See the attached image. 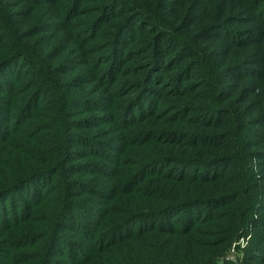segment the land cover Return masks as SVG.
Instances as JSON below:
<instances>
[{
  "label": "trees",
  "instance_id": "obj_1",
  "mask_svg": "<svg viewBox=\"0 0 264 264\" xmlns=\"http://www.w3.org/2000/svg\"><path fill=\"white\" fill-rule=\"evenodd\" d=\"M243 10L251 12L253 20L264 21V0H236L228 6L219 0H0V92L7 93L0 94V145L8 140L6 129L19 115L27 118L31 112L33 119L38 118L41 112L32 108L41 96L51 94L56 101L45 121H32L38 125L35 131L43 123L53 128V161L44 159L43 165L26 164L18 170L14 163L5 167L15 170L16 176L2 174L0 215L6 223L0 228V241L14 248L34 234L35 242L44 240L43 246L31 243L41 249L35 252L36 263L29 257L19 262L63 264L55 247L64 242L68 264H77V259H84L82 264H107L103 259L114 250L108 251V240L115 245L122 241L126 259L130 249L143 252L139 245L147 240L148 253L131 257L130 262L121 255L108 260L236 264L221 254L252 227L240 264H264V131L259 129L264 128V65L255 62L264 53V26L235 27L244 17L235 14ZM88 15L80 19L78 29L76 23L70 24L74 17ZM62 30L78 50L79 61L64 54L67 45L56 41ZM103 34L108 38L98 39L99 51L105 53L94 55L93 42ZM241 46L252 47L242 60L225 57L226 50ZM216 51L223 53L221 57L216 58ZM134 58L142 63L125 68ZM79 66V76L90 79L74 80L77 91L68 93L57 68ZM132 71L135 80L125 79ZM246 76L258 78L248 91L260 92L253 95L257 110L253 113L244 112L238 99L240 93L246 94L241 84ZM91 93L97 97L90 102ZM69 106L80 111L74 113ZM86 110L92 113L73 121L66 118ZM103 112L101 123L112 139L104 141L108 149L97 148L87 156L73 149L75 140L85 137H75L76 129L70 126L85 128L88 135L92 120ZM13 154L12 159L24 164ZM86 163L95 168L90 177L71 176L86 172ZM57 177L58 210L57 203L47 206L52 202L44 203L42 197ZM198 182L201 187L196 191L193 185ZM161 186L163 196L156 192ZM146 187L149 191L143 193ZM79 188L88 198L75 199L79 192L68 195ZM19 206L27 222L33 216L50 217L45 230H32L40 228L34 225L12 241L9 222ZM89 212H96L95 220L88 219ZM66 225H79L75 240L69 241ZM206 225L211 235L219 234L221 253L196 249V236ZM178 237L180 243L175 242Z\"/></svg>",
  "mask_w": 264,
  "mask_h": 264
},
{
  "label": "rangeland",
  "instance_id": "obj_2",
  "mask_svg": "<svg viewBox=\"0 0 264 264\" xmlns=\"http://www.w3.org/2000/svg\"><path fill=\"white\" fill-rule=\"evenodd\" d=\"M221 3H223L225 6H228L231 2L236 1V0H219ZM189 2V0H188ZM92 4V2H91ZM25 5V4H23ZM26 6V5H25ZM209 14V13H208ZM207 14H205L203 16V18H205ZM237 17H243V18H238V21L236 23H234L235 27H245L254 23L260 24L261 26H264V21H259L258 19L253 20V18H250L249 15H251V12H245L244 10L242 12H237L235 14ZM90 17V15H88L87 17L84 18V16H76L72 19V22L70 24H74L75 28L78 29V24L80 19H86ZM202 18V20H203ZM252 19V20H250ZM261 22H263L261 24ZM256 24V25H257ZM65 30H62L61 32L58 33L57 37L55 38L56 41L61 40L62 42H64L67 45V48L64 52V54H68L71 53V57H73L76 61H79V52L78 50L74 49L76 47L72 46L66 36L64 35ZM101 38H108L107 35H101L99 37H97L93 43L95 44V47L91 48L92 50H96L97 52H95L94 55L98 54V53H105V52H100L99 49L101 48L100 42ZM54 39V40H55ZM99 44V45H98ZM88 46H91V44H89ZM254 46V44L252 45ZM128 48H131L132 45L128 44L127 45ZM126 47V48H127ZM249 47V46H248ZM245 46H241L240 48L236 49L233 48L232 50H226L225 51V57L228 58L230 56L231 60H235V61H239L238 59L242 58L243 56H245V54L249 53L250 50L252 49V47L248 48ZM68 49V50H67ZM51 50L53 52L54 48L48 49ZM110 52V49L107 51ZM233 52V53H232ZM240 53H242L243 55H239ZM53 54L55 55V52H53ZM223 53L222 52H215V56L216 58L221 57ZM242 60V59H240ZM53 61V60H52ZM255 62L260 63L262 65H264V53L261 54V58L259 60H255ZM46 63V62H45ZM142 63V60H140L139 58H134L132 59L130 62L125 64V68L129 67L132 68L134 66L137 67V65H140ZM72 65V64H71ZM133 70V69H131ZM82 71V66L79 67H69L68 69H64V68H57V77L61 78L63 80V87L65 89V91H67L68 93H74L76 92L77 88H75V86L73 87L72 82L76 79H82L84 81H88L89 79L87 78V76L82 75L81 77L79 76V72ZM77 75V77H76ZM134 72L132 71L129 76H125V79H128L129 81H134L135 79H133L134 77ZM75 77V78H74ZM195 79V78H192ZM251 79V80H250ZM258 78L255 76H246L243 80H242V85H244V91H245V96L242 97L243 92L240 93V95L238 96V99L241 101L242 106H243V111H252L253 112H257L256 110V100L253 97V95H256L258 97V95L260 94V92H258V90H256V92L254 94H250L248 91H250L252 89L251 87V82H255ZM197 81V80H196ZM119 83V81L117 83H114L113 88H116L117 84ZM117 89V88H116ZM14 93V92H13ZM0 94L5 95L7 93L5 92H0ZM50 96H41V98L39 99V103L37 104L36 102V107L32 108L35 109V111L42 110L38 112H41V114L38 116V118H34L32 117L33 113H29L28 117L25 118L22 115H19L18 119L14 122L8 125L6 131L8 132V140L6 142H4L3 144L0 145V183L4 182V177L2 176L3 173H7V176H11L13 175L16 176L17 174L15 173V170H9L7 169V167L5 166H14V163L17 164L16 170L21 169V168H25L27 167L26 164H33L36 163L38 165H43L45 163H43V160L45 159L46 161H53V156L51 155V150H54L53 147L55 148V143H54V137L52 136L53 133V128L48 127L47 125L49 124H45L43 123V125H41L40 127H42V129H39L38 131L36 130V125H34V123L32 121H40L41 123L43 121H45V118L47 117V115H49L52 111V109L54 108V104L56 103V101H54L52 99V95L49 94ZM131 94H129L128 96H130ZM14 96L16 99H19L20 96H18L17 94L14 93ZM49 97H51V101L48 100ZM95 97H97L96 95H93L92 93L90 94V96H88V99H90V102L93 101L92 99H94ZM99 100V103L106 105L107 102H103V100ZM73 100L71 99L70 103ZM84 100L85 103V107H89V103ZM143 104V103H141ZM110 105V104H109ZM67 109L76 111L74 113H77V111L80 109L78 106H69ZM87 109V108H85ZM256 110V111H255ZM80 111V110H79ZM92 112H88L86 110V112H81L80 114H73L71 116H67L66 118L68 119H72L73 120H78V118L81 117H85L86 115H90ZM105 113L103 112L102 116H97L95 119L92 120L93 122V128L92 129H88L87 134L86 135L84 133L85 128L82 127H78L76 128L75 126H70V128L72 129H76V133H75V137L79 138V136L76 135H84L85 138H80L82 140H75V143H73L72 148L73 149H78L80 150L82 153H84L83 155H88V153H92L94 151L98 149H105L107 150V146H105V140L107 141H112V139L108 138L107 136V129L104 130V124L101 123V121L103 120L102 117H104ZM245 117L247 116L246 114H244ZM75 122V121H74ZM20 124V126H19ZM67 127H69V125H67ZM69 128H67L68 130ZM260 131H264L263 127H259ZM114 133V140H115V136H116V132ZM56 152L59 153V148L56 147ZM13 153H15L16 155H18L19 157H22L24 160V164L22 162H19L17 158L12 159V155H14ZM94 156L99 155V154H92ZM85 157V156H83ZM87 159V157H85ZM70 162H74V161H70ZM43 163V164H42ZM165 166L164 164H161L160 167ZM84 171L86 172H72L71 176L77 175V176H84L86 178L90 177L92 175V171H95L94 166L92 165V163H86L84 165ZM166 167V166H165ZM219 169V168H216ZM201 173H204V170H201ZM64 176H67L70 179V176L63 172ZM12 177V178H13ZM100 177V176H99ZM100 179L102 181H104V177H100ZM108 183V182H106ZM51 186L49 187V190H47L44 195L43 192V201L44 203L51 201L52 203H47V206L53 205L54 203H57V210L59 209V201H60V197L55 196V193L58 192V186L60 185V178L57 177L56 179L52 180V183L50 184ZM193 186H195L194 190L198 191V189L201 187V184L195 183ZM149 191L148 187H146L145 191L143 193H147ZM219 191V190H218ZM77 195H79L77 198L78 200H82V199H86L88 198V195H86L85 193H83L82 189L79 188L77 191L76 189H73V191H71V193H69L68 195H72L75 193H78ZM156 192H158V194H160L161 196H163V187H158V189L156 190ZM217 192V191H216ZM141 198H143V196L141 195ZM58 199V200H57ZM10 199L7 198L6 200V204H9ZM29 203V200H28ZM43 203V204H44ZM163 202L160 201V205ZM31 204V202H30ZM21 207L19 206L18 209L14 210L13 212H15V216L14 219L11 220L9 222V230L11 232V235L8 236V239H13L12 241H14L15 239H20V236L25 235L26 232L25 230L34 227V225L40 226V228H36V229H32V230H45L46 226L45 223L46 221L49 219V217L44 216L43 218H40L38 216H33V218L35 217V222H31V220L33 218H31V220L29 222L26 221L25 217L21 216ZM90 213V214H89ZM86 213V215L88 216V219H92L95 220L96 216L95 213ZM12 215V213L7 214V217H10ZM4 216L3 214L0 215V228L3 227V225H5V221H3L1 219V217ZM77 218V216H76ZM203 231L202 234H198L196 236L197 238V250L199 251H205V252H219L221 253V248H223L224 244L223 242H220V236L219 234H212V230L211 227L206 225L203 226ZM64 228H66L64 230L65 234L67 235L69 241L70 240H75L76 239V233L80 231V227L79 225H66ZM253 228L250 227L248 232L246 234H244L243 236L240 235V237L234 241L231 246L226 250V252L222 253V258L224 260H227L229 262H233L236 264H240L243 260L244 257V253H245V249L247 248L249 242H250V238H251V234L253 232ZM91 233V231H90ZM242 234V233H241ZM37 234H34V236L32 237H36ZM29 238L28 241L24 239V243L21 244L20 247H12V246H8L6 245L4 242L0 241V263H6V264H22L21 262L18 261V259L21 258H26L29 257L30 261H34L35 263L38 260V255H35V252L40 251L41 249L35 248L34 245L37 244H41V246L44 245V240L40 242V240H38L37 242L34 241L35 238ZM146 237V236H145ZM143 237V239L145 238ZM4 239V238H3ZM87 241L91 242V245L95 246V244H93L92 241H90V239H87ZM219 241V242H218ZM176 243H180L181 242V237L176 238ZM31 243H34V245H32ZM122 243V241H120L118 244H111V242L108 240L107 241V248L108 251H111L112 249H114L111 253V255H107L106 258H104L103 260H106L105 263L107 264H121L119 263V260H115V261H111L108 260V258H110L111 256L114 255H121V257L125 258V249L126 247H121L120 244ZM30 244V245H29ZM131 245H133V243H130ZM210 245V246H205V245ZM11 247V249H10ZM139 247H141L143 249V252H149V250L151 249V244L149 241L144 240L143 243H141L139 245ZM106 248V247H105ZM56 250L60 251V253H58V255L56 256L58 259H60L62 261L63 264H68L67 263V259L65 258L67 247L65 245L64 242H59L56 247ZM10 251V253H9ZM143 252H139L137 250H132L130 249L129 251V257L127 260V262H130V258L131 257H139L138 254H141ZM32 253V256H30L29 254ZM13 255V256H12ZM220 255V256H221ZM33 259V260H32ZM84 259H77L76 263L77 264H82ZM135 260H133L131 263H134Z\"/></svg>",
  "mask_w": 264,
  "mask_h": 264
}]
</instances>
